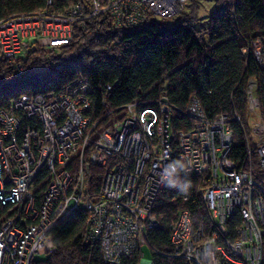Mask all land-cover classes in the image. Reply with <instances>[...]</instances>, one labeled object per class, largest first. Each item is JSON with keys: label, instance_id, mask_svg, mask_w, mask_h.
<instances>
[{"label": "built area", "instance_id": "built-area-1", "mask_svg": "<svg viewBox=\"0 0 264 264\" xmlns=\"http://www.w3.org/2000/svg\"><path fill=\"white\" fill-rule=\"evenodd\" d=\"M53 3L0 18V59L12 61L18 72L26 53L69 43L77 20L109 13L117 25L139 24L152 16L173 18L185 7V0H92L83 13L78 3L61 11ZM254 84L250 79L247 87L250 112L259 105ZM90 91L88 81L76 77L60 90L24 93L0 108V264H31L35 255L50 254L51 227L79 208L88 212L85 241L99 244L106 263L119 264L132 252L141 258L150 229L159 225L157 194L176 171H165L174 164L172 144L184 175L205 183L198 192L211 229L194 226L183 208L170 234L171 257L188 264H262L264 185L250 166L255 153L264 171L260 117L255 137L244 135L249 166L243 168L230 157V122L241 125L238 114L209 117L196 98L178 108L162 93L145 105L133 100L108 108L102 101L95 115ZM179 112L192 119L190 128H171ZM24 118L31 124L24 125ZM93 165L102 169V178L91 192ZM230 216L239 223H230Z\"/></svg>", "mask_w": 264, "mask_h": 264}, {"label": "trees", "instance_id": "trees-1", "mask_svg": "<svg viewBox=\"0 0 264 264\" xmlns=\"http://www.w3.org/2000/svg\"><path fill=\"white\" fill-rule=\"evenodd\" d=\"M45 1L0 0V18L37 10ZM213 1L207 26L200 27L194 25L196 0H185V7L187 3L189 8L184 7L169 25L168 17L154 16L139 24L117 25L109 13L77 20L69 43L26 53L20 59L23 71L18 72L12 61L0 59V108H7L24 93L60 90L76 77L85 78L91 86L88 95L95 115L102 112V101L108 108L133 100L145 105L164 93L178 108H185L194 97L209 117L221 113L230 118L240 116L241 125L232 119L230 122L234 131L230 157L243 168L248 167L244 135L251 138L247 97L250 79L255 83L257 113L264 124V0ZM75 3L86 13L92 0H54L51 8L61 11ZM23 123L31 124L26 118ZM192 125V119L184 114H173V130ZM172 150L171 161L183 165L175 144ZM252 158L254 177L264 185V171L259 168L255 153ZM182 170L183 167L177 166L157 194L154 213L159 225L149 232L150 264H188L170 255L173 223L183 208L190 210L194 226L204 223L205 228L211 229L198 192L205 183L184 175ZM101 172L100 167H91L88 176L91 192L99 190ZM87 216L88 212L80 208L59 216L49 231L55 250L33 259L31 264H108L99 244L85 241ZM229 220L239 223L236 216H230ZM139 261V254L132 252L121 258L119 264H139Z\"/></svg>", "mask_w": 264, "mask_h": 264}, {"label": "rangeland", "instance_id": "rangeland-1", "mask_svg": "<svg viewBox=\"0 0 264 264\" xmlns=\"http://www.w3.org/2000/svg\"><path fill=\"white\" fill-rule=\"evenodd\" d=\"M194 2V1H193ZM198 7L196 10V21L194 22V25L196 27H200V26H207V22H208V18L210 15L211 10L214 8V4L215 1L213 0H196ZM194 4H196L194 2ZM188 5L186 3V7L185 10L188 9ZM175 15H179V13L175 14ZM169 20V23H167V25H169L172 21L175 20V18L173 19H167ZM257 49L259 48V46L256 47ZM254 93V91H253ZM255 95V94H254ZM256 96V95H255ZM255 108V107H254ZM250 119H249V124H250V130H249V135H251L252 139L255 137L254 135V129L256 128V123L258 122V118H259V114L257 113V109L253 110L252 112H250ZM142 252L144 253L143 256L140 258L139 264H150L151 261V253L149 252V248L148 245H143L142 246ZM42 258L44 257V255H35L34 258Z\"/></svg>", "mask_w": 264, "mask_h": 264}, {"label": "clouds", "instance_id": "clouds-1", "mask_svg": "<svg viewBox=\"0 0 264 264\" xmlns=\"http://www.w3.org/2000/svg\"><path fill=\"white\" fill-rule=\"evenodd\" d=\"M255 44H257V43L255 42ZM257 51H258V50H257ZM177 166L183 167V165H179V162H177L176 164H173V165L170 166V170L166 169L165 171L168 173V175H171V172H172V171H175L176 168H177ZM164 178H165V177H161L162 180H163ZM170 184H172L171 181H170Z\"/></svg>", "mask_w": 264, "mask_h": 264}, {"label": "crops", "instance_id": "crops-1", "mask_svg": "<svg viewBox=\"0 0 264 264\" xmlns=\"http://www.w3.org/2000/svg\"><path fill=\"white\" fill-rule=\"evenodd\" d=\"M256 46H259V45H257V44H255Z\"/></svg>", "mask_w": 264, "mask_h": 264}]
</instances>
